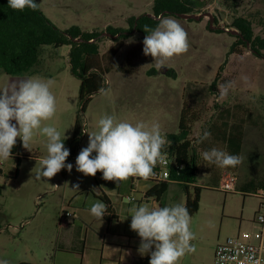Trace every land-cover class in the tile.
<instances>
[{
	"label": "rangeland",
	"instance_id": "1",
	"mask_svg": "<svg viewBox=\"0 0 264 264\" xmlns=\"http://www.w3.org/2000/svg\"><path fill=\"white\" fill-rule=\"evenodd\" d=\"M35 1L61 30L77 27L83 33L100 35L96 43L101 55H106L118 39L106 33L108 28L129 31L130 19L143 15L154 17V0ZM183 1L192 9L190 14L167 16L178 19L187 31L191 45L188 52L157 68L154 58L143 54L144 37L133 31L131 37L135 42L130 43L128 38L120 52L105 62L109 68L105 87L108 95L95 94L85 113L80 110V79L72 72L69 46H45L40 56L39 74L11 76L1 71L0 88L10 81L32 76L50 80L57 112L54 119L46 123L61 132L66 130L67 137L74 132L77 115H81L86 131L91 132L96 130L97 122L104 114H115L132 123L162 122L163 130H166L163 134L178 133L184 103L197 117L189 138L198 155L212 147L231 154L227 138L241 131L240 165L219 168L200 158L196 182L202 187L201 202L199 211L191 215L190 225L196 234V240L192 241L196 251L179 262L214 264V252L219 243L228 238L256 243V234L260 230L255 217L260 207L256 195L264 193V50L257 54L250 45L240 43L236 46L240 54L233 53L240 35L233 24L245 21L255 37L264 38V0ZM119 68L123 71H118ZM228 81H235L236 86L221 99L217 86ZM205 130L211 133V138L199 143L198 137ZM83 134L82 148L88 144V135ZM45 139L36 136L30 151L24 148L25 151L42 158L47 154ZM17 142H21L19 138ZM64 143L68 148L67 139ZM39 158L21 157L19 178L12 182L8 177L0 179V259H7L10 264H59L57 258L66 255L76 258L73 263H82L81 254L89 227L81 221L74 227L59 223L63 171L51 180L35 179ZM68 162L75 164V159ZM225 172L236 176V192L219 190ZM78 173L74 171L71 190L78 184L79 174L85 185L93 180L92 176ZM189 192L193 196V186ZM170 199L186 205L187 193L185 190H170L162 198L163 206ZM70 237L79 240L77 250L65 249L69 247L64 240ZM90 250L92 252L87 253L98 256L97 250Z\"/></svg>",
	"mask_w": 264,
	"mask_h": 264
},
{
	"label": "clouds",
	"instance_id": "2",
	"mask_svg": "<svg viewBox=\"0 0 264 264\" xmlns=\"http://www.w3.org/2000/svg\"><path fill=\"white\" fill-rule=\"evenodd\" d=\"M8 6L17 11L25 8L38 10L35 0H8ZM147 34L143 43V54L154 58L156 67L163 66L171 58L188 52L191 47L188 33L174 17H160L157 25L143 26ZM129 42H135L134 37ZM246 79V78H245ZM51 81L32 76L18 81H10L0 88V162L12 159V150L17 139L30 151L36 136L45 137L46 155L39 160L35 179L51 180L61 170L71 172L73 165L66 163L70 150L64 141L68 138L54 125L46 123L54 119L57 100L51 91ZM236 86L228 81L217 86L219 98L224 99ZM101 95H108L100 88ZM88 144L82 148L75 160L76 171L84 176L94 177L102 173L105 181L117 186L129 178H142L145 181L156 175L155 168L165 163V148L170 142L163 134L159 122L144 121L135 123L119 119L115 114H104L97 122L96 130L87 132ZM211 138L205 130L198 137L203 143ZM95 153V155H93ZM207 164L219 168L236 167L242 163L238 155L212 147L201 153ZM79 190V184L72 188ZM95 190V189H93ZM108 205L95 201L88 209L89 214L102 221ZM131 217L130 229L140 238L137 249L141 256L150 255L149 264H179L181 258L196 251V234L191 230L192 217L183 203L169 200L165 206L152 207L148 203L133 205L128 209ZM0 264H10L0 259Z\"/></svg>",
	"mask_w": 264,
	"mask_h": 264
},
{
	"label": "trees",
	"instance_id": "3",
	"mask_svg": "<svg viewBox=\"0 0 264 264\" xmlns=\"http://www.w3.org/2000/svg\"><path fill=\"white\" fill-rule=\"evenodd\" d=\"M194 3V0H189ZM36 2V1H35ZM37 3V2H36ZM192 9L183 0H154L153 14L143 15L140 18L130 19V30L121 31L108 28L106 33L117 36L115 44L110 47L106 55L99 52L98 38L95 33H83L79 28L72 27L69 30L58 28L41 10L33 11L25 8L23 11L13 10L8 6V0H0V70L11 76L30 73L36 75L40 73L41 52L45 46L55 48L69 46L72 72L79 77V102L81 113H85L93 96L99 93L100 88H105L106 74L109 68L105 62L114 58L124 47L125 41L131 37L133 31L140 33L143 37L147 34L143 31V26L155 27L158 18L169 14H190ZM233 27L239 30L240 35L235 42L233 53H239L236 46L240 43L244 46L250 45L251 49L261 54L264 50V38L255 37L250 26L245 21H236ZM107 58V59H105ZM123 71V69H118ZM169 73V72H168ZM219 75V74H218ZM197 121V117L190 107L184 103L179 123L178 133L165 134L170 142V154L176 157L177 164L183 165L178 179L184 184L196 183L198 159L193 149V142L189 138L192 126ZM83 121L81 115H77L75 120L74 133L69 141L70 155L67 160L77 155L79 145L84 135L82 132ZM227 138L228 147L232 155H241L243 149V134L241 131L230 134ZM12 154H18V162L23 158H39L36 153L26 152L21 142H17L12 150ZM159 187L155 190V196L159 201L165 194L169 183H156ZM250 186V185H248ZM247 186V187H248ZM264 183L262 184V187ZM193 196L189 195L186 207L190 215L199 211L202 187L194 186ZM102 199L110 206L109 199L103 195ZM109 209L105 213V218L109 219ZM150 256L144 260L148 263ZM19 264H33L21 262Z\"/></svg>",
	"mask_w": 264,
	"mask_h": 264
},
{
	"label": "crops",
	"instance_id": "4",
	"mask_svg": "<svg viewBox=\"0 0 264 264\" xmlns=\"http://www.w3.org/2000/svg\"><path fill=\"white\" fill-rule=\"evenodd\" d=\"M157 73H159V71ZM160 125L162 132L166 131L163 130L162 122ZM166 134L169 133L166 132ZM72 136L73 134L67 138L68 149L69 141ZM81 141L77 155L82 149L84 139ZM77 155L71 159L76 160ZM195 155L198 159V174L200 169V158L201 161L203 159L201 154L198 155L195 153ZM18 156V154H12V159H9L6 162H0V179L8 177L9 182H12L19 178L22 162H18ZM66 162H68V160ZM72 165L73 169L71 172H68L67 169L66 171H64L65 169L62 170L63 191L59 210V223L62 224L64 222L68 226L74 227L78 221H81V223H84L89 227V230L85 236V246L83 247L81 254L83 262L73 263L72 261L76 260V258L61 255L57 258V263L59 264H147L144 260L150 255L141 256L137 251L140 244V238L130 229L131 217L129 216L128 209L134 204L139 205L141 203H148L152 207H162V198L170 190H177L179 192L185 190L188 200L190 195L189 188L197 185V182L190 184L169 183L167 191L159 201L153 196L156 193L155 190L159 187V184L148 180L145 181L142 178H129L127 182L117 186L115 182L105 181L102 178V173L97 172L93 177L92 182L87 185L83 183L79 176L80 174L78 173L79 175L76 181H78L79 190H71V180L74 178V171L76 170L75 164ZM73 180H75V178ZM54 181L56 183L57 178H55ZM55 185H57V183ZM245 187L246 186H244L243 189ZM103 195L109 199L110 206L102 199ZM97 200L103 201L108 205V215L110 216L109 219H106L104 216L103 223L92 217L88 211L91 204ZM63 210L72 212L73 216L66 219L62 218L61 212ZM72 231L76 232L75 229H72ZM64 244L69 247L65 248L67 251H74L72 249H78L79 240L70 237L68 240H64ZM90 248L98 251V258L94 253H87L92 252Z\"/></svg>",
	"mask_w": 264,
	"mask_h": 264
},
{
	"label": "built area",
	"instance_id": "5",
	"mask_svg": "<svg viewBox=\"0 0 264 264\" xmlns=\"http://www.w3.org/2000/svg\"><path fill=\"white\" fill-rule=\"evenodd\" d=\"M86 124L82 126L85 133ZM69 163V162H66ZM183 165H178L176 157L170 154L169 147L165 148V163L155 168L156 175L148 181L154 183H183L178 176L183 170ZM237 178L231 172H225L221 177L219 190L225 193L237 191ZM264 191V188H263ZM260 199V207L256 213V223L259 232L256 234V243H244L237 238H228L217 245L214 253V264H264V193L256 195ZM73 213L63 210L62 218H70Z\"/></svg>",
	"mask_w": 264,
	"mask_h": 264
},
{
	"label": "water",
	"instance_id": "6",
	"mask_svg": "<svg viewBox=\"0 0 264 264\" xmlns=\"http://www.w3.org/2000/svg\"><path fill=\"white\" fill-rule=\"evenodd\" d=\"M160 17H162V16H160ZM160 17H159V18H160Z\"/></svg>",
	"mask_w": 264,
	"mask_h": 264
}]
</instances>
